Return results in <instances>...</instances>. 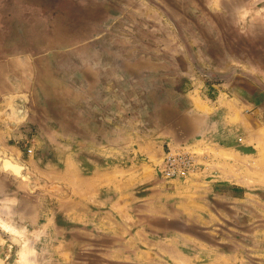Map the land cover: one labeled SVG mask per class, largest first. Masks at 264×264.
<instances>
[{"label": "rangeland", "instance_id": "374dc122", "mask_svg": "<svg viewBox=\"0 0 264 264\" xmlns=\"http://www.w3.org/2000/svg\"><path fill=\"white\" fill-rule=\"evenodd\" d=\"M175 148L195 168L168 180ZM221 161L254 180L211 184ZM18 166L0 264L23 242L27 264H264V0H0V173Z\"/></svg>", "mask_w": 264, "mask_h": 264}, {"label": "crops", "instance_id": "0c3cea01", "mask_svg": "<svg viewBox=\"0 0 264 264\" xmlns=\"http://www.w3.org/2000/svg\"><path fill=\"white\" fill-rule=\"evenodd\" d=\"M240 146H243V142L240 144H238L236 147H235V150L234 151H238L239 150V147ZM234 153V152H233ZM234 156H237V154L234 153ZM220 164V169L218 168V170L214 167L215 164H213V162H211L210 164H208V167L206 168V170L204 171L205 174H207V181H209L211 184L215 183V182H219V183H223V184H229V185H247V182H251L254 180V175H251L249 177H246V175H242L241 173L238 174V175H234V172L233 173H230V172H226V168L228 169L229 166H230V163L229 162H224V161H221ZM250 166L252 167V162H250ZM250 167L251 171H252V168ZM208 169V170H207ZM17 172H11V171H3V173H0V177H1V180L3 181H10V182H16L18 185L21 184V186L24 184V180H23V177H15L12 173H14L15 175H18L21 171V168L20 166L17 167ZM207 171H210V172H207ZM11 174H10V173ZM255 172V171H253ZM17 173V174H16ZM202 174V173H201ZM232 174V175H231ZM94 174H90V178L93 177ZM82 177V176H80ZM20 188V187H19ZM21 190V189H20ZM19 190V191H20ZM93 190L94 188L92 187L91 188V191L90 193L93 194ZM99 191V189L97 187H95V193L97 194ZM20 193V194H19ZM18 194L16 193L14 196L16 198H19L21 196H23V199L19 198V200H22V202L24 203H27L29 205L32 206V203L34 199H37L39 196H41L42 194L39 192V191H30L26 188L23 189V191L19 192ZM41 194V195H40ZM90 194V195H91ZM82 204V203H80ZM90 209H92L90 207ZM18 213H17V216H18V219L20 222L25 221V219L23 218V215L20 213V209L17 207V210H16ZM25 223V222H24Z\"/></svg>", "mask_w": 264, "mask_h": 264}, {"label": "built area", "instance_id": "2783aa9c", "mask_svg": "<svg viewBox=\"0 0 264 264\" xmlns=\"http://www.w3.org/2000/svg\"><path fill=\"white\" fill-rule=\"evenodd\" d=\"M160 165L165 179L181 178L195 168V157L185 148L170 149L164 152Z\"/></svg>", "mask_w": 264, "mask_h": 264}, {"label": "bare ground", "instance_id": "6f19581e", "mask_svg": "<svg viewBox=\"0 0 264 264\" xmlns=\"http://www.w3.org/2000/svg\"><path fill=\"white\" fill-rule=\"evenodd\" d=\"M7 171H10L9 169H7ZM17 174V173H16ZM0 227L3 229V231H5L6 233L10 234L11 236L10 237H13L14 241H17L18 240V244L20 242V245H21V233L20 231H17L15 228H12L10 226H8L7 224L1 222L0 220ZM17 239V240H16ZM24 247V250L22 251V253L20 254V263L21 264H27V260L30 256V246H28V242H27V245L25 246V242H23V246Z\"/></svg>", "mask_w": 264, "mask_h": 264}, {"label": "water", "instance_id": "95a60500", "mask_svg": "<svg viewBox=\"0 0 264 264\" xmlns=\"http://www.w3.org/2000/svg\"><path fill=\"white\" fill-rule=\"evenodd\" d=\"M13 242L16 243V244H18V241H14V240H13Z\"/></svg>", "mask_w": 264, "mask_h": 264}]
</instances>
